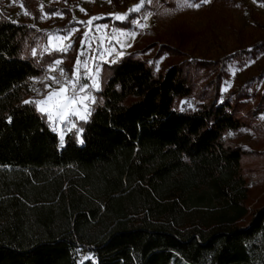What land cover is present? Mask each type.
<instances>
[{"label":"trees","instance_id":"1","mask_svg":"<svg viewBox=\"0 0 264 264\" xmlns=\"http://www.w3.org/2000/svg\"><path fill=\"white\" fill-rule=\"evenodd\" d=\"M14 1L40 19L36 0ZM134 18L113 24L129 30ZM42 38L0 11V264H264V205L250 206L259 169L248 164L264 148L228 138L256 131L264 92L223 99L222 60L157 72L133 50L103 64L81 134L62 141L26 81L59 59L72 75L83 35L67 53L38 54ZM262 53L264 39L248 54Z\"/></svg>","mask_w":264,"mask_h":264},{"label":"rangeland","instance_id":"2","mask_svg":"<svg viewBox=\"0 0 264 264\" xmlns=\"http://www.w3.org/2000/svg\"><path fill=\"white\" fill-rule=\"evenodd\" d=\"M190 2L198 3L199 8L187 7L183 0H166L164 3H155L153 0H143V3L142 0L117 2L72 0L70 4L61 0H36L37 8L41 12L38 21L21 3L14 0H0V11L7 12L11 21L27 24L42 32L43 38L37 47L38 54L67 53L72 48L75 36L81 33L83 40L77 58L80 62L78 81L80 85H90L92 81L88 77L91 75L95 77L100 89L103 64H112L131 51L139 50L140 56L150 60L157 72L165 71L180 63L202 61L209 65L214 64L212 66L214 68L218 61L222 60L225 65L223 99H235L237 95L233 91L237 89L241 93L264 92V78L259 79L260 67L264 65V53L256 58L248 54L254 43L264 39V0H222L213 6V0L207 3L203 0H190ZM44 7H57L58 11L48 13ZM64 9H68L71 14L65 15L62 12ZM132 15L135 18L129 30L120 29L113 24L117 21H126ZM117 16H122L123 19L117 20ZM93 17L98 19L90 25L87 24L86 22ZM106 19L110 21L104 22ZM71 24L74 25L69 26ZM50 37L53 38L51 46ZM57 37L70 38L59 41L55 39ZM65 45L70 47L66 51H60L59 49ZM164 46L181 47V50L170 54L169 49H162ZM160 53L162 55L157 57L156 55ZM60 62L63 65L62 59ZM199 73L208 81L212 78L205 69H200ZM205 81H202L199 87H203ZM88 88L92 92L90 97L96 102V93L99 89ZM256 101L253 99L251 103L256 104ZM94 103H88L89 112ZM195 106L194 99L181 102L183 109H191ZM80 114H83V111ZM88 118L89 115L87 120ZM87 120H81L78 115H73L68 118L67 123L49 122L60 139L63 137V141L67 132L63 131L62 124L80 135L82 129L78 123ZM255 125V132L242 129L231 132L228 138L246 149L262 150L264 113L257 117ZM248 164L259 169L251 178L250 206L255 208L264 205V156L254 157ZM86 257L92 259V255Z\"/></svg>","mask_w":264,"mask_h":264},{"label":"snow or ice","instance_id":"3","mask_svg":"<svg viewBox=\"0 0 264 264\" xmlns=\"http://www.w3.org/2000/svg\"><path fill=\"white\" fill-rule=\"evenodd\" d=\"M204 3L209 2V0H203ZM143 3V0H142ZM183 3L187 7H196L199 8L198 3H192L190 0H183ZM83 11V10H82ZM27 14V13H25ZM98 19L96 17L91 18L87 21V24H92V22ZM117 20H122V16H117ZM83 23V22H81ZM134 35V34H133ZM70 37H57L56 40L64 41L69 39ZM53 43V38L50 37L49 45L51 46ZM70 45H65L63 48H60V51H66ZM35 55V52L33 53ZM60 61H56V64H59ZM79 65L80 62L77 61L76 71L73 72L72 77L69 78L65 76L64 82L61 83L55 77H51L53 83L58 85L55 89H50L48 95L45 99L36 102V106L39 111L47 115L48 120L53 123H67L68 118L73 115H78L79 119L87 120L90 112L88 111V103H94V98L90 96L81 95V93L85 92L88 87L99 89V84L96 81L94 76H89L88 78L92 81L90 85H80L79 84ZM52 71H56L55 68L51 69ZM87 72V69H85ZM60 74L64 76V72L60 69ZM98 75V73H96ZM50 87V86H49ZM25 103H32L31 101H26ZM183 110V109H182ZM83 111V114H80ZM74 126V125H73ZM55 130V129H54ZM63 137H61V140Z\"/></svg>","mask_w":264,"mask_h":264},{"label":"built area","instance_id":"4","mask_svg":"<svg viewBox=\"0 0 264 264\" xmlns=\"http://www.w3.org/2000/svg\"><path fill=\"white\" fill-rule=\"evenodd\" d=\"M55 68L56 71H52L51 69ZM60 69L63 70L64 76L60 74ZM65 76L71 78L70 74L64 69L61 62L59 64H56V61L52 63L51 65H48L46 67H43L39 70V74L36 77L30 78L26 81V84L29 86V89L31 90L32 94H41L44 92H49L50 89H55L58 87V85L54 84L51 77H55L57 80H59L61 83L64 82ZM50 86V87H49ZM92 92L89 88L81 95L85 96H91ZM78 255L74 254V259L77 260ZM77 264H79L77 262Z\"/></svg>","mask_w":264,"mask_h":264},{"label":"crops","instance_id":"5","mask_svg":"<svg viewBox=\"0 0 264 264\" xmlns=\"http://www.w3.org/2000/svg\"><path fill=\"white\" fill-rule=\"evenodd\" d=\"M60 60H61V59H59V61H60ZM62 60H63V59H62ZM57 61H58V60H57ZM48 93H49V92H44V93H41V94H34V95H33V101H35V103H36V102H39V101L45 99V97L48 95ZM90 114H91V112H90ZM89 116H90V115H89ZM62 127H63V131H64V132H67V133H65V135L68 134L69 132H71V129L66 128V126H64V124H62Z\"/></svg>","mask_w":264,"mask_h":264}]
</instances>
